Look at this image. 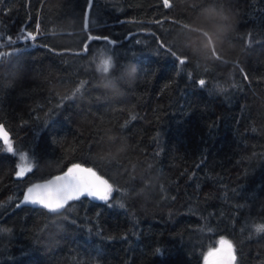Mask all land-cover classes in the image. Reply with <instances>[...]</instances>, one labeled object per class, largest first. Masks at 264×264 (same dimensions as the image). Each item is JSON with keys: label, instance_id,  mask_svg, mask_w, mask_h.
Wrapping results in <instances>:
<instances>
[{"label": "trees", "instance_id": "trees-1", "mask_svg": "<svg viewBox=\"0 0 264 264\" xmlns=\"http://www.w3.org/2000/svg\"><path fill=\"white\" fill-rule=\"evenodd\" d=\"M0 37V264H264V0H0ZM74 164L107 202L17 207Z\"/></svg>", "mask_w": 264, "mask_h": 264}, {"label": "snow or ice", "instance_id": "snow-or-ice-1", "mask_svg": "<svg viewBox=\"0 0 264 264\" xmlns=\"http://www.w3.org/2000/svg\"><path fill=\"white\" fill-rule=\"evenodd\" d=\"M91 3L92 0H89V7H91ZM2 39L3 37H0V40ZM21 39L34 41L36 40V34L33 32H27L26 34L22 33L21 35L17 36L15 40L12 37L7 38L9 44H14L16 40ZM89 39H100V37H89ZM103 39L106 40L108 44L114 43L113 41L108 40L107 37H104ZM178 59L181 65L186 62L183 58ZM110 64L111 58L101 53L97 67L101 71H107ZM198 83L199 85L204 86L206 81L204 79H200ZM78 90L79 89H77V91ZM0 134H2L4 144L7 145V152H13L7 132L0 128ZM26 159L27 157L23 154L19 156L21 163L18 165V171L15 173L18 178L31 171V165L24 163ZM112 192L113 187L108 184L107 181L97 180L92 173V170L89 168H83L79 164H74L72 167H69L63 175H59L45 183L34 184L32 187H29L26 193L23 195L22 201L17 204V207H19L21 204H31L41 205L43 208H46L47 205L44 203V200L49 195H54L58 198L60 201V207H65L69 201L79 200L82 196L92 197L97 200L107 202ZM121 207H123V205H121ZM256 231L264 232V228L257 227ZM218 243L220 247L215 250H210L205 259L213 256H222V258L229 259L231 264H234L236 256L234 254L232 243L223 238H221ZM229 249L230 256L228 255Z\"/></svg>", "mask_w": 264, "mask_h": 264}, {"label": "water", "instance_id": "water-1", "mask_svg": "<svg viewBox=\"0 0 264 264\" xmlns=\"http://www.w3.org/2000/svg\"><path fill=\"white\" fill-rule=\"evenodd\" d=\"M0 128H2L4 131H6V129L3 127V125L0 124ZM0 138H3L2 137V134H0ZM59 176V175H58ZM55 177L57 176H54L52 177L51 179H48V180H45V181H42V182H38L36 184H41V183H45L49 180H52L54 179ZM44 203L45 204H48L50 206H53V207H59L60 206V201L58 200V198L54 195H49L45 200H44ZM205 264H227L226 262V259L225 258H222V257H217V258H214V259H211V260H208Z\"/></svg>", "mask_w": 264, "mask_h": 264}, {"label": "rangeland", "instance_id": "rangeland-1", "mask_svg": "<svg viewBox=\"0 0 264 264\" xmlns=\"http://www.w3.org/2000/svg\"><path fill=\"white\" fill-rule=\"evenodd\" d=\"M9 142H10V139H9ZM11 144V143H10ZM23 155H25V154H23ZM26 156V155H25ZM21 163V162H20ZM24 163H27V164H30L29 163V161L26 159V161L24 162ZM84 168V167H83ZM90 170H92V169H90ZM92 173L94 174V176L96 177V179L97 180H99V181H105L103 178H101L98 174H96L93 170H92ZM109 184V183H108ZM227 240V239H226ZM220 247V245H218L215 249H218ZM214 249V250H215ZM228 255L230 256V249H229V252H228ZM217 257H219V256H213V257H208L207 258V261L208 260H211V259H214V258H217ZM222 257V256H221ZM226 262H227V264H231V262H230V260L229 259H226ZM235 262V261H234Z\"/></svg>", "mask_w": 264, "mask_h": 264}]
</instances>
